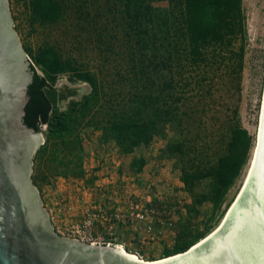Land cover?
I'll use <instances>...</instances> for the list:
<instances>
[{"label": "trees", "instance_id": "obj_1", "mask_svg": "<svg viewBox=\"0 0 264 264\" xmlns=\"http://www.w3.org/2000/svg\"><path fill=\"white\" fill-rule=\"evenodd\" d=\"M19 1L26 9L29 30L36 35L43 32L35 49H26L30 82L21 117L34 132L45 126L43 144L34 154L33 182L53 175L82 177L78 123L100 129L123 153L169 130L177 138L165 151L181 162L179 179L190 202L185 206L186 218L177 225L175 246L164 250L161 258L181 253L204 238L212 229L194 232L190 219L204 203L217 210L246 163L251 145L238 123L236 107L222 120L225 141L214 160L205 155L208 146L195 144L206 134L203 117L212 112L208 102L218 88L223 86L230 98L240 91L246 47L242 0ZM161 1L166 4L156 5ZM59 25L70 27L69 37L77 48L96 52L98 73L64 54V42L57 43L53 36ZM111 62L108 82L101 70L107 71ZM36 66L45 75H39ZM66 73L69 81L86 83L93 97L90 104L79 105L78 116L52 109L46 95V90L53 91L46 78ZM63 89L66 94H55L58 101L74 94ZM99 98L103 106L90 115ZM142 165L138 160L131 167ZM204 181L208 190L195 192Z\"/></svg>", "mask_w": 264, "mask_h": 264}, {"label": "rangeland", "instance_id": "obj_2", "mask_svg": "<svg viewBox=\"0 0 264 264\" xmlns=\"http://www.w3.org/2000/svg\"><path fill=\"white\" fill-rule=\"evenodd\" d=\"M165 4V1H161L156 5ZM6 9L11 21L10 28L23 53L28 71L31 59L26 49L33 51L42 40L39 37L43 32L39 30L36 35L29 30L27 12L21 1L6 0ZM242 9L245 16L246 47L239 94L230 98L223 86L218 88L208 102L212 112H206L203 117L206 134L195 144L208 146L209 148L204 149V154L209 160H214L225 141L222 120L230 117L231 108L236 107L238 123L251 139L250 150L239 176L223 195L217 210L209 203L198 207V214L190 219L194 232L206 227L213 230L220 222L226 204L231 203L243 183L255 144L263 90L264 0H242ZM70 35V27L59 25L53 29L57 43L64 42L61 48L65 55L76 58L84 65L88 64L89 70L98 73L100 59L96 52L77 48L71 42ZM110 58L114 59V56L110 55ZM112 65L113 62L107 71L101 70V76L107 77L108 82V76L113 73ZM36 71L39 75H45L37 66ZM49 76L46 79L53 91L46 90V95L52 109L58 112L70 111L72 115L78 116L76 110L79 105L86 101L90 104L93 100L88 95L90 87L86 83L69 81L70 75L67 73ZM64 87L74 90V94L58 101L55 94ZM105 94L107 98L109 91H105ZM100 105L103 106V100L99 98L90 115L98 111ZM44 132L45 126H40V145L44 141ZM76 134L81 147V178L53 175L44 182H33L35 171L33 166L31 168L32 186L53 232L62 238L84 243L117 244L127 253L135 254L144 261L160 259L164 250L171 251L176 244L177 225L186 218L185 206L190 202L179 179L181 162L177 157L168 156L165 151L166 145L176 140V134L167 130L152 137L147 145L135 147L128 153L121 152L111 139L104 138L100 129L78 123ZM138 160H142L143 165L140 168L136 166L137 169L131 167ZM207 190V181L194 188L195 192ZM134 204L151 218L136 220Z\"/></svg>", "mask_w": 264, "mask_h": 264}, {"label": "water", "instance_id": "obj_3", "mask_svg": "<svg viewBox=\"0 0 264 264\" xmlns=\"http://www.w3.org/2000/svg\"><path fill=\"white\" fill-rule=\"evenodd\" d=\"M10 27L6 0H0V264H264V53L256 146L241 188L214 230L196 244L142 261L118 245L53 232L30 179L42 137L21 121L30 74Z\"/></svg>", "mask_w": 264, "mask_h": 264}, {"label": "built area", "instance_id": "obj_4", "mask_svg": "<svg viewBox=\"0 0 264 264\" xmlns=\"http://www.w3.org/2000/svg\"><path fill=\"white\" fill-rule=\"evenodd\" d=\"M134 217H135V219L137 220V219H139V220H143V219H145V218H151L150 216H148L146 213H142L141 212V210L138 208V206H137V204H134ZM151 210H154V209H151ZM151 214L153 213V211H149ZM150 214V215H151ZM131 216H133V214L131 215ZM132 220V218L129 220V221H131ZM148 229H149V227H148ZM91 243H101V242H91ZM102 243H105V242H102ZM106 243H110V242H106ZM111 244V243H110ZM115 245V244H114Z\"/></svg>", "mask_w": 264, "mask_h": 264}, {"label": "bare ground", "instance_id": "obj_5", "mask_svg": "<svg viewBox=\"0 0 264 264\" xmlns=\"http://www.w3.org/2000/svg\"><path fill=\"white\" fill-rule=\"evenodd\" d=\"M257 136V135H256ZM255 146H256V142H255V144H254V147L252 148L253 150H252V154H251V157L249 158L250 160L248 161L249 162V165H247L248 166V168H247V171H246V174H245V177H244V180H245V178H246V176H247V173H248V171H249V168H250V165H251V162H252V159H253V156H254V151H255ZM244 180H243V182H244ZM243 184V183H242ZM242 186V185H241ZM241 188V187H240ZM238 193V192H237ZM232 206V205H231ZM214 230V229H213ZM212 230V231H213ZM211 231V232H212ZM197 243V242H196ZM195 243V244H196ZM117 245V244H116ZM119 246V245H118ZM121 247V246H120ZM122 251L124 252V253H126V254H128V255H133V256H135V258L136 259H138V260H142V259H140V258H138L135 254H130V253H127L126 251H124V249L122 248ZM142 261H144V260H142Z\"/></svg>", "mask_w": 264, "mask_h": 264}, {"label": "flooded vegetation", "instance_id": "obj_6", "mask_svg": "<svg viewBox=\"0 0 264 264\" xmlns=\"http://www.w3.org/2000/svg\"><path fill=\"white\" fill-rule=\"evenodd\" d=\"M29 72V71H28ZM30 74V73H29ZM64 89L62 88V89H60V91L59 92H61L62 94H66V91L64 90ZM69 97H72V95L71 96H67L66 98H69ZM59 101H62V100H59Z\"/></svg>", "mask_w": 264, "mask_h": 264}]
</instances>
